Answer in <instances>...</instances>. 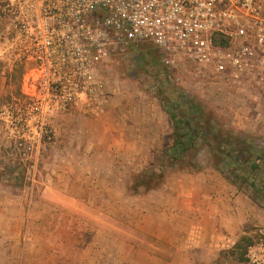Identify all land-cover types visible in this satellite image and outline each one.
Wrapping results in <instances>:
<instances>
[{"label": "crops", "instance_id": "obj_1", "mask_svg": "<svg viewBox=\"0 0 264 264\" xmlns=\"http://www.w3.org/2000/svg\"><path fill=\"white\" fill-rule=\"evenodd\" d=\"M11 71L0 61V102ZM208 96L237 130L264 143V95L245 89ZM122 98L127 102L112 95L105 113L89 120L75 111L56 118L55 140L42 151L29 192L31 207L22 205L25 188L14 194L0 185V264H125L131 254L148 264H235L237 245L264 226V210L208 170L156 192L155 204L129 206L115 183L139 172L163 131L161 112L146 94ZM6 135L0 122V148ZM128 212L147 224L142 236L128 234Z\"/></svg>", "mask_w": 264, "mask_h": 264}, {"label": "built area", "instance_id": "obj_2", "mask_svg": "<svg viewBox=\"0 0 264 264\" xmlns=\"http://www.w3.org/2000/svg\"><path fill=\"white\" fill-rule=\"evenodd\" d=\"M143 44L160 54L167 81L190 68L203 93L264 95V0H0V61L23 70L0 122L34 170L54 119L103 115L112 93L102 69ZM258 234L251 264H264Z\"/></svg>", "mask_w": 264, "mask_h": 264}, {"label": "rangeland", "instance_id": "obj_3", "mask_svg": "<svg viewBox=\"0 0 264 264\" xmlns=\"http://www.w3.org/2000/svg\"><path fill=\"white\" fill-rule=\"evenodd\" d=\"M19 70L20 69H15L7 75V94L2 98L0 102V110L4 104L10 101L11 97H17L20 94L21 76L23 74V70L21 69V73L19 72ZM190 72V68L182 69L180 74L182 75L183 81L181 83H178V86H163L162 81L164 80V77L167 76V72H165V69L163 67L160 54L155 48L148 44L139 45L134 49H130L127 58L113 60L112 63L108 65V67L103 68L101 71V74L105 81H110L113 85L117 84V87L115 88L112 87L111 89H109L108 85L107 88L110 93H113V97H116L118 95L120 96L121 103L124 104L127 102L124 98H122L124 94H130L133 95V97L135 98H139L140 94L143 93L148 96L149 100H153V102L150 103L153 105V107L157 109V111L161 112V118H159L157 121H159V126H161V129L163 131V135L161 136L162 140L160 143L159 141L157 142L160 145L156 146V150L153 151L151 159H149L148 162L142 166L139 172L131 174L129 181L115 183L116 190L126 191V197H130V200L132 201V204L129 205L131 207L143 206L144 208H146V205L149 203L155 204L151 201L157 194L156 192L167 191V189L170 190L172 185L174 188L175 183L178 181V179H180L184 175L198 174L205 170L213 171L218 174V172L213 170L211 168V165L207 162V155L205 154L203 149L198 151L196 155L194 151L187 153L185 159L181 161L182 166L180 167H176L175 165L173 167H169L165 165L166 159H164L163 151L165 148H167V146H169L170 137L173 131L172 122L166 112L165 101L174 100L175 97L179 96V87L195 92L199 96V98L203 100V103L207 105L209 109L214 110L215 114L220 119H222L226 128L233 130L234 132L246 133L239 129L237 130V128L231 124L229 119L225 118L224 116H221V107H219L217 102L214 101L210 96H208L207 93H203L202 90L197 87V83L190 81ZM75 112L79 113L77 111ZM82 117L86 118L87 120L93 118L83 115ZM65 119L66 117L64 118V120ZM55 120L56 118L53 121L54 127L56 125ZM57 121L59 122L60 118ZM168 127L171 128L170 133L167 132ZM246 134L252 135L250 133ZM6 138L7 144L0 148V185L5 189L10 190L12 193L14 192V194L20 193V191L25 188L24 190L28 191V193L25 199H23L22 205L26 210V208L28 209L32 205L31 194L29 192L31 190L32 184L36 183L34 181L37 179V176L40 172V161L42 151L47 147L48 144H46L44 149H42L39 156L38 165L36 167V170H34L31 167V160L24 158L21 151L16 149L13 139L10 138L8 134L6 135ZM143 144H146V142H144ZM159 146L160 148L158 149ZM193 159L201 164V169L199 171H194L189 166H187V163ZM146 169L148 171L153 170L154 173H159L162 170L166 171V179L164 183L161 184L159 187L155 188V190H146L142 187H137V179L140 174H142V172L146 171ZM13 216L15 215L13 214ZM125 218V222L130 228V230H128V234L131 233L132 239H134V236H142V230H145L147 224L145 222L136 224L135 220L137 218V215L132 212H128V216H125ZM259 229L264 230V226H259L258 228L253 229V234L251 236H246V241L242 242L240 246L237 247V262L235 264H251L246 257V250L248 247L247 244L248 242H250V245H252L258 241ZM166 249L167 248L165 247V250L163 252L165 258L168 257V254H166ZM160 256L162 257V255ZM120 264L122 263L120 262ZM125 264L148 263H146L144 259H142V256L137 254H131L130 261L126 262Z\"/></svg>", "mask_w": 264, "mask_h": 264}, {"label": "trees", "instance_id": "obj_4", "mask_svg": "<svg viewBox=\"0 0 264 264\" xmlns=\"http://www.w3.org/2000/svg\"><path fill=\"white\" fill-rule=\"evenodd\" d=\"M162 85L178 86L166 77ZM179 91L183 95L165 101L173 125L170 144L163 151L165 165L180 167L187 153L194 151L196 155L203 149L211 168L264 210V143L261 138L226 128L222 119L195 92L180 87ZM187 166L194 171L201 169V164L194 159ZM165 179V170L154 173L146 169L138 177L137 187L155 190ZM245 241L242 239L237 247Z\"/></svg>", "mask_w": 264, "mask_h": 264}]
</instances>
